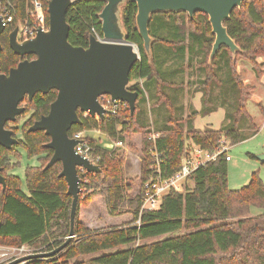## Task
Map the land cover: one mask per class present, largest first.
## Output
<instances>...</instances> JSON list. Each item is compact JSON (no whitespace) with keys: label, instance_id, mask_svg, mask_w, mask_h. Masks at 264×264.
<instances>
[{"label":"trees","instance_id":"16d2710c","mask_svg":"<svg viewBox=\"0 0 264 264\" xmlns=\"http://www.w3.org/2000/svg\"><path fill=\"white\" fill-rule=\"evenodd\" d=\"M11 1L15 5V18L0 34L2 73L23 59L33 58L19 56L9 47L8 34L27 17L29 4V0ZM47 1L41 0L45 14ZM104 5L102 0H77L68 8V41L73 46L87 47L90 35L102 37L98 14ZM136 10L133 1L121 5L126 39L136 46L139 54L129 72L128 89L138 92L133 114L125 102L118 103L115 114L107 113L103 118L79 112L81 122L73 124L68 135L77 137L96 130L123 144L126 135L141 133L137 188H133V178L124 175L119 145L105 150L95 145V140L81 138L92 147V154L99 157L100 171L79 173L81 191L74 236L57 254L28 259L24 264H264V182L253 172L246 185L230 189L224 154L194 170L188 177L193 182L191 189L172 190L162 197L157 208L140 212L142 186L153 176L152 150L161 155V176L166 178L179 169L192 144L213 151L222 136L232 146L257 133L259 126L247 109L253 88L244 84L236 67L242 58L251 63L257 77L264 73L256 60L264 56V0H243L232 10L224 25L240 50L233 58L230 50L222 47L211 61L214 34L206 14L197 12L192 19L185 12L151 14L149 58L136 27ZM186 70L195 77L184 83ZM184 85L191 94L201 93L199 109L191 102L184 108ZM56 93L49 90L45 94L36 93L31 100L25 98L24 112L6 124L15 136L20 130L22 137L11 149L0 146V168L5 178V189L0 184V245L25 244L44 252L61 245L69 234L72 196L66 192L65 179L58 176L61 164L56 162L45 168L52 155L45 145L50 137L41 130L28 131L35 120L48 112ZM98 99L103 105L112 103L109 95ZM222 108L224 115L218 129L194 126L196 116ZM150 114L154 115L153 120ZM153 133L158 136L151 138ZM18 147L25 150L28 158L36 157L39 161L38 166L25 168L27 192L21 188L20 178L9 173L19 164ZM11 157L16 161L12 162ZM83 178L87 181H82ZM132 191L136 192L131 195ZM95 197L102 198L106 213L112 218L124 214H130L131 218L120 225L90 229L80 222L79 209ZM252 207L263 211L251 215ZM179 231L183 233L177 234ZM161 236L165 237L147 241ZM86 255L93 256L84 258Z\"/></svg>","mask_w":264,"mask_h":264},{"label":"water","instance_id":"95a60500","mask_svg":"<svg viewBox=\"0 0 264 264\" xmlns=\"http://www.w3.org/2000/svg\"><path fill=\"white\" fill-rule=\"evenodd\" d=\"M77 0H48V30H39L34 38L19 42L17 26L8 34V44L19 56L32 55L23 59L7 73L0 72V146L11 149L18 138L8 122H14L25 107L20 105L25 98L31 100L40 92L56 90V97L50 103L48 112L35 120L28 131H44L50 137L46 147L52 155L45 168L60 162L58 176L67 183V194L72 196L70 208V229L65 241L58 247L44 252H35L17 258L7 264H19L28 259L47 258L57 254L74 236L73 225L78 196L79 168L87 172H99L100 167L75 152V146L83 140L69 137L68 131L75 123H80L79 112L105 116L106 109L99 97L109 95L111 101L128 104L130 114L135 109L137 91L128 89L129 72L139 58L136 46L127 41L121 23V5L128 0H102L104 7L98 14L101 20L102 37L90 35L88 46H73L68 41L69 24L66 20L68 8ZM137 10L135 23L143 41L147 56L151 57L152 38L149 34L151 14L161 12H185L189 18L197 12L208 16L214 40L209 53V61L220 48L226 47L233 58L240 48L228 35L224 22L232 10L243 0H130ZM5 30L0 19V34ZM0 45V50H1ZM264 161V153L256 156ZM0 184L5 189V178L1 174Z\"/></svg>","mask_w":264,"mask_h":264},{"label":"rangeland","instance_id":"374dc122","mask_svg":"<svg viewBox=\"0 0 264 264\" xmlns=\"http://www.w3.org/2000/svg\"><path fill=\"white\" fill-rule=\"evenodd\" d=\"M238 63L241 64L242 66L240 76L242 80H247L249 82V85L253 86V90L251 91L250 97L247 99V109L251 113V115L254 116L255 121L257 122L259 128L257 133L248 138L247 140L241 141L237 144H234L231 146L229 150V155L231 156V160L227 161V184L228 187L232 190H237L240 189L242 186L246 185L251 177V174L253 172H257L258 176L262 179L264 182V164L260 163V161L256 158L257 155L264 153V88L259 84L258 79L260 77H257L252 70L254 74V78L252 77L249 69L252 66L250 62L247 60H244L242 58H239ZM243 64V65H242ZM259 69H264V64L260 63V67L258 66ZM264 71V70H263ZM185 75V82L186 79H192L195 77V74L189 73V70H186ZM178 80V79H176ZM131 83L129 82L128 86ZM199 96V95H198ZM183 101H184V108L187 107L188 103H193L195 105V102H192L191 98L192 95L190 94L189 88L184 85L183 89ZM200 100L196 102L198 107L200 106ZM22 106H24V102L21 103ZM200 108V107H199ZM187 113V110H185V113ZM224 115V109H218L217 111L206 115V116H201L198 115L195 117L194 122L195 125L198 128H206L207 126L209 127H219L221 120L223 119ZM28 114L26 115V117ZM24 117L23 119L20 120V124L25 120ZM151 119H154V115L150 114ZM88 133H83L84 137H88L90 139L95 140V145L100 146L101 148L105 150H113L116 144L114 143L113 147H110V139L108 136H105L103 133L98 132V131H87ZM16 137L21 138V131L18 130L16 132ZM141 133H133L131 137H128L126 135V142L120 145V150L119 152L122 153L124 157V164H123V169H124V175L130 178H133V188H137L138 185V180L137 177L140 174V159H141V154H140V147H141ZM129 144H132L133 146L130 147ZM18 151L21 155V158L18 160V165L13 167V173L17 175L21 181H22V189L25 191V179H24V171L26 166H32L36 164V159L35 158H28L25 150L22 147H18ZM249 154L254 155V158H251ZM16 161V159H15ZM38 162V161H37ZM39 164V163H38ZM193 187V182L191 180H186L185 183L183 184V191L185 188L191 189ZM136 191H132L131 195L134 194ZM100 197H95L91 202L93 203V208H87V206H81L79 209V220L80 222L84 223L86 226L89 225L91 229H105L108 228L109 226L113 225H120L122 222L127 221L131 218L130 214H124L115 218H112L106 213V210L104 208V204L102 202V198ZM99 202L102 205H98ZM102 207V208H101ZM263 210L252 207L251 208V215L254 214H259ZM183 231H179L177 234H182ZM165 236L161 237H155L152 239L147 240L148 242L162 238ZM31 249V248H30ZM35 249H31V253H35L38 251H34ZM41 252V251H40ZM101 254V253H97ZM28 255V254H27ZM94 255V254H93ZM93 255H86L84 258H89L92 257ZM26 256V255H24ZM23 257V256H21ZM20 258V257H19ZM82 258H78L76 260H80ZM72 261V260H71ZM74 261V260H73Z\"/></svg>","mask_w":264,"mask_h":264},{"label":"built area","instance_id":"2783aa9c","mask_svg":"<svg viewBox=\"0 0 264 264\" xmlns=\"http://www.w3.org/2000/svg\"><path fill=\"white\" fill-rule=\"evenodd\" d=\"M47 14V12H46ZM46 14L43 10L41 0H29L28 15L20 21L17 26V40L22 42L34 38L39 30H48L49 24L46 21ZM48 15V14H47ZM15 18V5L11 0H0V19L3 26L6 28L11 25ZM111 104L103 105L106 109V113L115 114L119 101H111ZM96 131V130H94ZM99 132V131H98ZM107 136L106 134H104ZM158 136V133H153L151 138ZM78 138H84V136ZM115 143V142H114ZM121 145V143H115ZM231 145L225 137H221L213 151L202 149L197 144H192L190 150L183 155L179 169L169 177H162L160 171V158L161 155L156 150L151 151L152 162L150 170L153 172L151 176L142 186V200L140 206V212L143 210H152L160 205L161 199L168 192L174 190L177 192H183V184L188 177L199 166L206 164L207 162L214 161L218 155L224 154L226 161L231 159L229 150ZM75 152L82 157L89 159L92 163L98 161V156L92 154V147L86 142L75 146ZM87 171L83 168H79L78 173L84 175ZM81 181V177H79ZM79 181V184H80ZM82 181H87L83 178ZM139 221L137 220V223ZM31 254V249L25 244L19 246L12 245H0V264H7L21 256ZM25 262V261H24ZM21 262L19 264H24Z\"/></svg>","mask_w":264,"mask_h":264},{"label":"crops","instance_id":"0c3cea01","mask_svg":"<svg viewBox=\"0 0 264 264\" xmlns=\"http://www.w3.org/2000/svg\"><path fill=\"white\" fill-rule=\"evenodd\" d=\"M256 60L259 62V63H263L264 64V56H259V57H257L256 58ZM241 64H239L238 62H237V67H236V70H237V72L240 74V72H241V69H242V66H240ZM243 65V64H242ZM251 68H252V66L250 67V69H249V71H250V73H251V75H252V77L254 78V74H253V72H252V70H251ZM258 81H259V84H261V86H263L264 85V73H263V75L258 79ZM243 82H244V84H246V85H248V86H250L249 85V82L247 81V80H243ZM252 86V85H251ZM253 87V86H252ZM263 88H264V86H263ZM253 90V89H252ZM191 94V93H190ZM183 95V94H182ZM192 95V98H191V100H192V102H195V105L192 103V105H193V107L195 108V109H199V107H198V105L196 104V102H198V100H200V96H201V93L200 92H196V93H194V94H191ZM199 95V96H198ZM182 100H183V97H182ZM253 116V115H252ZM253 118H254V116H253ZM254 120H255V118H254ZM257 123V122H256ZM194 126L195 127H197L196 125H195V122H194ZM220 126V125H219ZM210 127V126H209ZM198 128V127H197ZM213 128V127H212ZM219 127H214V129H218ZM203 129V128H202ZM83 133H88L87 131H85V132H82V133H80L79 134V136L80 137H82L83 136ZM254 136V135H253ZM247 140V139H246ZM110 142V147H113L114 146V143H113V141L112 140H110L109 141ZM126 142V141H125ZM33 158H35L36 159V164L35 165H32V166H38L39 164V161H38V159L36 158V157H33ZM11 160H12V162H15V159L13 158V157H11ZM231 160V159H230ZM229 160V161H230ZM38 161V162H37ZM140 161H141V159H140ZM139 161V162H140ZM30 166V165H29ZM27 167V166H26ZM25 172V171H24ZM9 173L10 174H14L13 173V169H10L9 170ZM15 175V174H14ZM126 175V174H125ZM21 180V179H20ZM24 186H25V192H27V188H26V184H24ZM21 187H22V181H21ZM99 199V198H98ZM101 199V198H100ZM99 199V200H100ZM93 203L94 202H92L87 208H93ZM96 203H98V205H102L101 203H100V201L98 202H96ZM102 208V207H101ZM105 208V207H104ZM87 227H89V225L87 226ZM90 228V227H89ZM91 229V228H90Z\"/></svg>","mask_w":264,"mask_h":264}]
</instances>
